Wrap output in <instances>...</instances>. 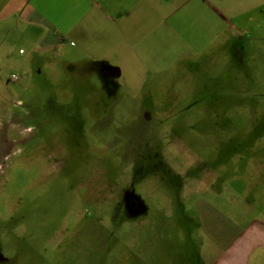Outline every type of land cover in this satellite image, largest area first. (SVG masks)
Masks as SVG:
<instances>
[{
    "label": "rangeland",
    "instance_id": "374dc122",
    "mask_svg": "<svg viewBox=\"0 0 264 264\" xmlns=\"http://www.w3.org/2000/svg\"><path fill=\"white\" fill-rule=\"evenodd\" d=\"M64 1L122 73L0 20V264H203L202 211L264 221V0H127L122 50Z\"/></svg>",
    "mask_w": 264,
    "mask_h": 264
},
{
    "label": "crops",
    "instance_id": "0c3cea01",
    "mask_svg": "<svg viewBox=\"0 0 264 264\" xmlns=\"http://www.w3.org/2000/svg\"><path fill=\"white\" fill-rule=\"evenodd\" d=\"M103 1L106 6H102L101 3L91 5L99 8L105 18L108 49L112 47L122 50L126 44H129L128 39L125 38V21L130 16L129 5L127 0ZM64 3L65 1L61 0L60 4L57 3L51 11L60 10ZM51 11L50 0H0V20L14 18L21 21L25 30L33 32L34 38L27 41L30 47L28 58L38 54L39 51L56 55L76 52L81 56H88L89 48L92 50L95 48L94 54L91 53L89 56L92 60L91 66L93 63H101L105 69L112 70L115 75L122 73L121 66L110 65L105 62L109 57L101 56L102 43L106 41L102 29L93 30V27L84 25L85 18H82V22H68L65 16L56 17L51 13L54 17L52 19L49 14ZM21 50L22 48L19 51ZM21 54L25 55L27 51ZM100 59L103 61H99ZM213 217L205 210L200 213L205 230L201 250L203 264H264V221L251 218L243 225H235V228L227 230L225 225L214 222ZM223 220L220 219L219 222Z\"/></svg>",
    "mask_w": 264,
    "mask_h": 264
},
{
    "label": "built area",
    "instance_id": "2783aa9c",
    "mask_svg": "<svg viewBox=\"0 0 264 264\" xmlns=\"http://www.w3.org/2000/svg\"><path fill=\"white\" fill-rule=\"evenodd\" d=\"M21 53L23 52V50L20 51ZM11 80L13 81H19L21 79V75H17V74H13L11 75Z\"/></svg>",
    "mask_w": 264,
    "mask_h": 264
}]
</instances>
